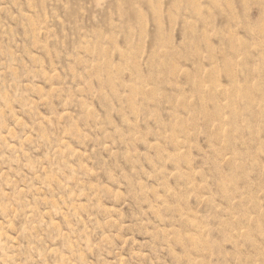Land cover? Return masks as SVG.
I'll list each match as a JSON object with an SVG mask.
<instances>
[{"label":"rangeland","instance_id":"rangeland-1","mask_svg":"<svg viewBox=\"0 0 264 264\" xmlns=\"http://www.w3.org/2000/svg\"><path fill=\"white\" fill-rule=\"evenodd\" d=\"M0 264H264V0H0Z\"/></svg>","mask_w":264,"mask_h":264}]
</instances>
